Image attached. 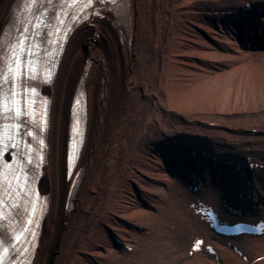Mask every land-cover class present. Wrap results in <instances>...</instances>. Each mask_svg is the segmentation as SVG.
Instances as JSON below:
<instances>
[{
    "label": "bare ground",
    "instance_id": "1",
    "mask_svg": "<svg viewBox=\"0 0 264 264\" xmlns=\"http://www.w3.org/2000/svg\"><path fill=\"white\" fill-rule=\"evenodd\" d=\"M241 1L119 0L75 29L51 87L41 181L51 207L33 264H125L128 256L132 264H264V235L240 239L245 259L192 210L204 195L248 210L245 199L234 203L232 194L243 193L226 161L234 156L254 163L251 187L264 201V64L255 59L264 47L246 40L242 15L228 12ZM23 3L0 0V45ZM82 88L87 131L68 179L71 103ZM179 136L191 149L169 142ZM214 155L222 162L215 165ZM199 172L203 196L178 191ZM74 175L75 206L67 208ZM161 234L170 255L161 245L160 253L153 248L160 261L137 252L152 250ZM198 238L206 242L194 249Z\"/></svg>",
    "mask_w": 264,
    "mask_h": 264
},
{
    "label": "rangeland",
    "instance_id": "2",
    "mask_svg": "<svg viewBox=\"0 0 264 264\" xmlns=\"http://www.w3.org/2000/svg\"><path fill=\"white\" fill-rule=\"evenodd\" d=\"M255 59H257V61H259V63H262V64H264V57H262V59H260V60H258L259 58H255ZM263 84H264V80H263ZM177 189H178V191L180 192V189H179V185L176 187ZM172 217V216H171ZM171 217H169V219H168V224H169V221L171 220ZM163 237H164V235H160L158 238H157V242H153V243H150L149 244V247L152 249V250H148V248L146 249H144V247H142L141 245H139V247H137V252L138 253H145L146 251H147V256H156L157 257V259H156V257H155V259L156 260H158V259H160L162 256H159V255H157L154 251V249L153 248H155V249H157L158 250V252L160 253V252H162V248H160L159 247V245H161L163 248H165V250H163L165 253H164V255H166V256H168V255H170V253L172 252V250H171V245L168 243V245H166V241H164L165 239H163ZM160 241V242H159ZM172 244H173V242L172 241H170ZM157 243H158V245H157ZM166 246V247H165ZM151 252H154V254H151ZM169 253V254H168ZM137 256V254H135L134 255V257H136ZM151 260H153V258L151 257ZM158 261H160V260H158ZM123 262L125 263V264H132L133 263V259L132 258H130L129 256L128 257H126L125 259H123ZM152 262H149L148 264H151ZM152 264H154V263H152Z\"/></svg>",
    "mask_w": 264,
    "mask_h": 264
},
{
    "label": "snow or ice",
    "instance_id": "3",
    "mask_svg": "<svg viewBox=\"0 0 264 264\" xmlns=\"http://www.w3.org/2000/svg\"><path fill=\"white\" fill-rule=\"evenodd\" d=\"M14 93H12V92H10V95H13ZM10 143H11V141H10ZM0 264H2V261H0Z\"/></svg>",
    "mask_w": 264,
    "mask_h": 264
}]
</instances>
